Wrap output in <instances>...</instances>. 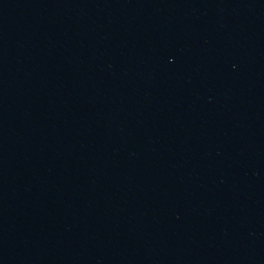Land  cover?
<instances>
[{"label":"water","instance_id":"1","mask_svg":"<svg viewBox=\"0 0 264 264\" xmlns=\"http://www.w3.org/2000/svg\"><path fill=\"white\" fill-rule=\"evenodd\" d=\"M0 264H264V0H0Z\"/></svg>","mask_w":264,"mask_h":264}]
</instances>
